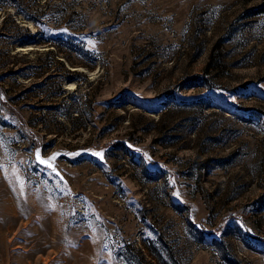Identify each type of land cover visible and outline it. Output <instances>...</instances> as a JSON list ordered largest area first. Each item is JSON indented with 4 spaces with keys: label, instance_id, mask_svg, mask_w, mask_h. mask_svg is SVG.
<instances>
[{
    "label": "rangeland",
    "instance_id": "obj_1",
    "mask_svg": "<svg viewBox=\"0 0 264 264\" xmlns=\"http://www.w3.org/2000/svg\"><path fill=\"white\" fill-rule=\"evenodd\" d=\"M0 165V264H264V0H0Z\"/></svg>",
    "mask_w": 264,
    "mask_h": 264
},
{
    "label": "snow or ice",
    "instance_id": "obj_2",
    "mask_svg": "<svg viewBox=\"0 0 264 264\" xmlns=\"http://www.w3.org/2000/svg\"><path fill=\"white\" fill-rule=\"evenodd\" d=\"M96 155H101V154L97 153ZM55 159H56V156L54 155L51 158H49L48 160H44V159L41 158V155H40L39 151H37V153H36V162L40 166L45 167L47 169H53V162L55 161ZM0 171H4L2 165H0Z\"/></svg>",
    "mask_w": 264,
    "mask_h": 264
}]
</instances>
